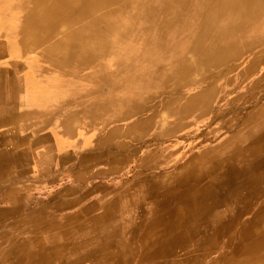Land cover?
Returning <instances> with one entry per match:
<instances>
[{
    "label": "bare ground",
    "instance_id": "6f19581e",
    "mask_svg": "<svg viewBox=\"0 0 264 264\" xmlns=\"http://www.w3.org/2000/svg\"><path fill=\"white\" fill-rule=\"evenodd\" d=\"M11 1L0 0V36L22 37L25 49L33 45L42 57H49L56 61L60 60L65 70L80 72L81 75L83 73L84 77L89 75L86 72V67L93 62L98 63V55L104 56L115 50H123L130 42L143 43L144 41L148 44L153 37L155 27H157L158 33L166 34L174 30L172 33L178 35L188 32L187 47L193 40L194 47L187 49L185 54L177 51L180 62L182 63V59L185 56L184 62L187 61L186 63H188L180 80L168 78L166 83H163L164 88L159 90L157 94L155 93L157 95L156 101L154 102L155 96H150L147 100H153V103L145 102L143 107L135 102L131 104V107L125 105L119 109L117 108L118 104L112 105L114 107L113 110L117 109L109 112L115 124L114 127L111 126L110 132L114 130L117 135L122 134L123 137L121 136L120 144L124 138L128 139V134L133 135L131 130L136 127L154 124L160 131V136H165L166 138L168 134L179 129V120L183 122L189 117L194 120L201 113V110L207 117L209 103L212 98L214 99L215 97V100L218 98L215 90L219 88L220 84L224 83V79L230 92L236 87L241 91L233 98L229 97L231 93L228 92L229 95L225 96V99L221 101L214 111L213 121L220 126H211L214 122L210 124V127L204 126V136L201 139L197 137L200 141L208 140L207 138L213 139L222 134L223 131L221 132V129H224L225 121L229 117H232V124L235 127L237 124L236 120L240 118V113L234 109H248L255 103L256 99H263L264 71L261 74H256V72L258 71V66H260V69L264 66V50L252 53L249 60L243 64L241 62L243 59L241 58L244 49L252 50L259 43L260 45L264 43V0H224L227 1L230 7L239 8L238 13L233 16L229 15L230 12L228 11L226 14L229 15L227 19L224 22H218V14L219 12L220 14L222 13L220 8H224L219 6L218 11L208 12L202 24L198 26L199 21L195 25L194 30L192 28V16H190L191 11H194L193 3L184 5L183 3L171 2V5H166L164 4L165 0H156L154 3L157 4L153 6L152 2L154 0H149L148 2L140 0L142 6L141 8L139 7L140 13L138 11L136 16L140 18L139 15H143L140 19L144 21V24L138 21V23H134L135 25L132 23L133 26H130V22L126 20L115 21L116 18L121 16L117 17L118 12H123L124 9L122 7L124 6L120 7V4L117 5V3L114 6V0H78L77 2L73 0H18L17 3ZM166 2L168 3L169 0ZM5 3H7V7L4 6ZM125 6H127L126 9L129 8L126 3ZM224 11L226 10L224 9ZM19 12L22 15H19ZM146 15L147 17H153V20L148 21ZM142 29H145L146 32L144 30V32H141ZM257 33L260 36H256L255 34ZM128 34L130 36H127ZM239 36H241V39L238 41ZM98 48H101L99 52L97 51ZM228 49L231 51L228 52ZM152 50L149 48L147 51L151 52ZM231 60L236 61L230 62ZM228 62L230 63L225 70H221L222 67L220 65ZM195 63L206 64L210 72L202 71L201 76H192L191 86L197 87L199 90L188 93V88L184 90L179 88V86L186 85L189 79V72L194 70ZM206 66H204L203 70H205ZM101 68L99 67L94 71L95 76L100 73ZM205 74L210 77L203 80L206 76ZM251 74H256L257 77L248 80L247 77H251ZM160 75L163 77L165 73ZM148 83L149 80L144 79L143 84L140 86L147 88ZM225 92H227V89H225ZM141 95L143 94L141 93ZM141 95L130 97L129 100L133 99V101L139 102ZM204 98H206L205 108L202 107L200 110V102ZM127 102L125 101L124 104ZM236 105L240 107L236 108ZM103 111L107 112L109 108H104ZM163 113L170 116V122L167 126L160 124L161 121H164ZM227 113L229 117L225 116ZM255 121H257L256 124L254 123ZM125 122L126 124L131 123L126 130L127 132H123L120 127ZM230 131L227 128V132H230V134L223 136L214 146L203 150L206 147L204 146L191 153L183 165L177 167L175 173L162 175L158 171H152L140 180L141 183H144L145 180V183L151 184V188L156 193L158 191L159 195L148 212L145 211L144 204L139 203L137 205L138 214L141 211L140 208L146 214L142 225L138 222L137 227L135 226L138 231L141 228L144 230V227L147 230L148 227L153 229L157 226V221H160L172 209L166 208L164 212L159 211L155 214H152V209L165 205L166 202L175 204L179 199L188 196L194 190H199L196 195L200 199L202 197V201L201 203H194L190 207L184 206L181 208V210L188 209L190 211L198 206L195 212L191 213L189 218L186 219L185 224L178 228L171 237L164 240L150 241L155 231L150 233L151 229L148 228L149 230L140 242L142 253L141 256H138V264H264V207L258 211L259 215L256 214L251 219L255 221L254 225L260 223L259 225L255 227L251 226V224L247 225L242 228V233L239 236L236 235L237 238L229 237V244H232L235 238L240 241L230 252L225 253V250H227L226 245L222 240L218 241L219 238L210 242L212 246L207 250L209 251L208 253L201 252V248L209 243V234L211 229L214 228L213 223H216V219L212 220L210 217L208 223H206L202 219V215L205 213L206 215L214 216L215 211H217L214 206L215 195H212L213 187L216 183L218 184V178L220 179L219 183H228L227 179L223 177V172L233 165L238 168V171L229 177L235 183V186L228 189L229 193L222 192L220 188L216 192V195L219 194V198L216 196V202L227 204L220 212V223L225 220L226 214L242 205L241 199L245 193L252 192L256 194L259 191L256 186L257 183L264 180V172L260 177L248 178L247 175L253 162L252 159L260 157L259 163L261 165L264 164V101L258 108L249 109L244 114L240 130L236 133H233L234 130L232 131V129ZM165 138L163 139L165 140ZM199 140L198 143L200 142ZM169 145H165L164 149L168 148ZM126 146L130 145L126 144ZM99 147L100 145H98ZM9 159L14 161V158ZM140 160L134 159V167L136 169L137 166H141ZM7 161L8 159L0 156V172L3 171L4 164ZM198 169H203L206 180L209 178V180L213 181L207 187L203 186V188H200L201 190L199 187H195V183L199 182L198 180L187 181V179L193 177L194 173L196 174L199 171ZM141 170L143 171V169ZM171 178L173 179L172 182H170ZM192 186L195 188L189 189ZM200 204L206 207H200ZM112 209L113 207H110L105 212L107 217L102 221L96 222L94 230L86 231L80 237L79 248L81 250L77 260L78 263L70 264H85L86 260H89V264H128V261H131L132 257L129 251V246L133 245V243L132 245L129 244L131 234H128V239H126L127 236L125 238H123L124 235L121 236L124 228L121 226V232H119L117 220H120V215L118 216L116 209L113 213L108 212ZM134 215L126 217V224H129L128 230L131 232H133ZM100 223L101 225H99ZM254 232L255 234L251 235ZM199 235H201L199 242L194 244V238L196 239V236ZM221 235L224 237L223 234ZM177 243L189 244V246H183V250L188 251L187 258L183 260L178 258L181 250L173 247Z\"/></svg>",
    "mask_w": 264,
    "mask_h": 264
},
{
    "label": "crops",
    "instance_id": "0c3cea01",
    "mask_svg": "<svg viewBox=\"0 0 264 264\" xmlns=\"http://www.w3.org/2000/svg\"><path fill=\"white\" fill-rule=\"evenodd\" d=\"M23 45L22 37L0 36V156L8 159L0 172L7 175L0 176V264L78 263L80 237L112 202L98 193L109 174L86 168L109 152L102 146L111 122L97 118L93 75Z\"/></svg>",
    "mask_w": 264,
    "mask_h": 264
},
{
    "label": "rangeland",
    "instance_id": "374dc122",
    "mask_svg": "<svg viewBox=\"0 0 264 264\" xmlns=\"http://www.w3.org/2000/svg\"><path fill=\"white\" fill-rule=\"evenodd\" d=\"M12 1L13 3L14 2L17 3L18 0H12ZM73 1L77 2L78 0H73ZM148 1L149 0H146V2ZM155 1L156 0L152 2L153 6L157 4V3H154ZM166 1L167 0L164 1L165 2L164 4L166 5H171L172 3H183L184 5L185 4L188 5L189 3L190 4L193 3L192 6H193L194 11L193 12L191 11V14H190V16H192L191 21L193 23V27H192L193 30L195 29V25L199 21L200 22L198 26L202 24L204 17L206 16L208 12L213 11V10L218 11L219 6L224 7V8H220L222 10V13L220 14L219 12L218 14L219 15L218 22H224L229 15L234 16L239 11V8L236 9L234 6L230 7L229 4L227 3L228 0L227 1H224V0H193V1L192 0H169L168 3ZM116 3L117 5L120 4V7L124 6L122 7V9L124 10L123 12L122 11L118 12L119 14L117 15V17L119 15L121 16L116 18L115 21L126 20L130 22V26L131 25L133 26L134 23H138V21L144 24L143 23L144 21L140 19L141 16L143 15H139L140 18L136 16L138 11L140 13L139 7L141 8L142 6L141 5L142 3H140V0H122V1L114 0V6ZM125 3L126 5H129V8L126 9L127 6H125ZM4 6L7 7V3H5ZM224 9L226 11H224ZM153 10H154V7H153ZM228 11L230 12V14L226 15ZM19 15H22V14L20 13ZM146 19L150 21V20H153V17L149 16ZM143 30L145 31V29H142L141 32H144ZM187 31H188V27H187ZM141 32L139 31V33ZM172 32H174V30L169 31L166 34L158 33L157 27H155L153 30V37L150 39L148 44H146L144 41L143 43L130 42V44H128V46L124 48L123 50H120V51L115 50L113 52L107 53L104 56L98 55L97 56L98 63L93 62L88 67H86L87 68L86 72L90 73L91 75L93 74V76L91 77L92 78L91 80L95 79L94 85L96 86L94 87L95 89L94 88L91 89V96L94 94L96 96L95 102H96V107H97V118L103 122H107V123L111 122L108 125L109 131L112 129L111 126L113 127L115 126L114 119L111 118V113L109 114L110 110L112 111L114 109V107L112 106L113 104H118L117 108L119 109L125 105H128V107H131V104L133 102H135L136 104L139 103L141 107L144 106L145 102L153 103L152 102L153 100H149V99L147 100V98L150 96H155V100H154L155 102L156 96H157L155 95V93L157 94L159 90L164 88L163 83L165 84L168 78L173 79V80H180V77L184 74V71H185L184 68L188 65V63H186L187 61L184 62L185 56H184V59H182V63L180 62L177 51L181 52L182 54L183 53L185 54L187 49L194 47V40L187 47L188 32H184L178 35H175ZM159 35H161V37H159ZM255 35L260 36L258 33ZM127 36H130V35L128 34ZM240 39H241V36L238 37V41ZM27 48L31 50H34V49L37 50V48L33 45H30ZM149 48L153 50L151 52H148L147 50ZM262 49L264 50V43L261 45L259 43L252 50L244 49L242 51L243 56L241 58L243 59L241 61L242 64L245 63L247 60H249V57L252 53L257 52L258 50H262ZM100 50L101 48L97 49L98 52ZM227 51L229 52L231 50L228 49ZM235 61L236 60H231L230 62H235ZM230 62L220 65V67H222L221 70L224 71L226 66ZM205 63L207 64V62ZM206 64L201 65V64L195 63L194 70L189 72L188 82L186 83V85H180L179 88H183L184 90L188 88L187 90L188 93H193L195 92V90H199L197 89V87L191 86L192 85L191 79H192V76H195V77H197L198 75L201 76L204 71L206 73L210 72V69L208 66H206ZM204 66H206L205 70H203ZM99 67H102L100 70V73H98V75L95 76L94 71ZM258 67L259 68L256 74H259V73L261 74L264 71V66L261 67V69H260V66ZM164 73L165 75L161 77L160 74H164ZM256 74H253V75L251 74V77L249 78L247 77V79L251 80L257 77ZM209 77L210 76L206 75L203 78V80ZM143 78L149 80L147 88L145 87L143 88L140 86L143 84V80H144ZM225 89H227V92H225ZM228 89L229 88L226 85V81L224 79V83L220 84L219 88L215 90V93H217L218 98L216 100H215V97L214 99L212 98L211 102L209 103L210 106L208 107L209 113L207 117L204 112L202 113V110H201L202 107L205 108L206 98H204V100L200 102L201 104L199 106L201 113L198 114L194 120H192L191 117L186 119V121L183 120V122L179 120L180 125L177 124L179 125V129L175 132L168 134L166 138L165 136H160L161 135L160 131L154 126V124H151L145 127H139V128L136 127L132 129L131 132L133 135L128 134V139L126 140V138H124L120 144L119 142L121 141L123 137L122 134L117 135V132L112 130L110 132L111 133L110 135L105 136L104 146H102L103 148L109 150V152L106 153V155H103L104 157H98L96 162H91V164L88 165V167H86V168H90L88 170H90L91 176L93 175V173L95 174L106 173V174H109L108 176H110L106 180L105 188L101 187L100 189H98V193H101L100 195L104 196V198L108 197L109 200L110 199L112 200V202L106 203L105 205V207H108V209L111 206L113 207V209L109 210L108 212L113 213L114 210L116 209L118 211L117 213L118 216L120 215L119 218L123 216L122 220L124 217H128V215L132 216L135 214L134 220L132 223L133 232H131L130 230L123 231L124 232L123 238L127 236L126 239H128V236L131 234L129 237V241H130L129 244L132 245L133 243L132 246H129V251H130L132 259L131 261H128L129 262L128 264H138V261H139L138 256H141V253H142V249L140 248L141 239L146 234V232L149 229H151L149 227H148L149 229L147 228V230H145V227H144L145 231L142 230V228L139 231L135 229L138 225V222H140V224L142 225L146 217V214L142 208H140L141 211L138 214L137 205L139 203H142V205L144 204L145 211L148 212L149 208L153 206V202H155V200L158 198V195H159L158 191H157L158 193L157 194L156 191H154V189L151 188L152 187L151 184L145 183V180H144V183H141L140 180H142V178L145 177V175L151 173L152 171L154 172L158 171L162 175H171L175 173L177 167L178 166L181 167L183 163L186 161L187 157L191 153H193L195 150L202 148L204 146L206 147L203 150L208 149V147L210 148L211 146H214L220 141V139L223 136L225 135L227 136L228 134H230L231 132L230 129H232V131L234 130L233 133H236L238 130H240L243 124L244 114L249 109L258 108L261 105V103L264 101V95H263V99L262 98L256 99L255 103L248 109H241L239 108L240 106L236 105V108H239V109L238 110L234 109V110L240 113V118L236 120L237 124L235 125V127H233V124H232L233 123L232 117L230 118L229 114L227 113L225 116H228L229 118H227V120L225 121V124L223 126L224 129H221V132L223 131L226 133L222 132V134H220L219 136L213 139L207 138L208 140L204 139L203 141H200L199 139H201L204 136L203 134L204 126L210 127V124L214 122L213 121L214 111L217 109L221 101L225 99V96L229 95L228 92L231 93L229 97L233 98L238 94L239 91H241L238 89V87L234 88L231 92ZM141 93L143 95H141ZM140 95L141 97L139 98V102L133 101V99L129 100L130 97L140 96ZM125 101H128V102L124 104ZM109 106H112V107H109ZM104 108H109V111L107 112L103 111ZM117 108H115V110ZM162 117L164 121H161L160 124H163V126H167L168 123L170 122V119H169L170 116L163 113ZM103 118L104 120H102ZM256 122L257 121H255L254 123L256 124ZM129 125H131V123L129 124H126V122L122 123L120 126L121 130L123 132H127L126 130L129 127ZM211 126L219 127L220 125L214 122ZM227 128H229L230 132H227ZM117 137H120V138H117ZM197 137H199V139ZM163 138H165V140ZM198 140L200 141L199 143H198ZM126 144H129L130 146H126ZM137 144H140V145H137ZM167 144H170L169 147L164 149L165 145ZM147 153H149L148 156H146ZM124 157L125 159H123ZM136 158L137 160L141 159L140 160L141 166H137V169L134 167V159L136 160ZM259 159L260 157H256L252 159L253 162L251 166L249 167V171L247 172L248 178H252L254 176L260 177L263 174L264 164L261 165V163H259ZM120 169L123 171H121ZM133 169L134 170L136 169V170L134 171ZM141 169H143V171ZM198 170L199 171L196 174L194 173L193 177H190V179H187V181L188 180L189 181L198 180L199 182L195 183L196 184L195 187H199V189L203 188V186L207 187L213 181L209 180V178L207 180L206 178H204L203 169H198ZM237 171H238V168H236V166L233 165L232 167H229V169L223 172V177L227 179L228 183H224V184L219 183L220 179L218 178L217 180L218 184L216 183L215 186L213 187L212 195H215L214 206L216 207L217 211H215L216 213L214 216H209V214L206 215L205 213H203L202 219L206 223H208V219L210 217L212 220L216 219V223H213L214 228L211 229V232L209 234V243L206 244L203 248H201L202 250L201 252L203 253L209 252L207 250L211 248L212 246L210 242L217 238H219L218 241L222 240L225 243L226 245L225 247L227 248V250H225L226 251L225 253L230 252L232 248H234L237 244L240 243V241L236 240L237 238L236 235L239 236L242 233V228H245V226L250 225V224L253 227L260 224L259 223V224L254 225L253 223H255V221L251 219L256 214L259 215L260 213H258V211L260 210V208L264 207V180L257 183L256 186L258 187L259 191L256 194L252 192L245 193L243 195V198L241 199L242 205L239 206V208L233 209L228 214H226V217H225L226 221L222 220L221 223L219 222L220 212L227 204L216 202V196L219 198V194L216 195V192L220 188L222 192L229 193L228 189H230L232 186H235V183L231 181L229 177L232 174L236 173ZM87 174H89L87 170L84 172L83 171L81 172V177L82 178L86 177V179H84L85 181H88ZM4 175L6 174L2 173V176ZM92 180L93 179H91L90 181ZM108 181L110 183H108ZM172 181L173 179L171 178L170 182ZM98 185L99 183L96 182V186ZM195 187L192 186L189 189L195 188ZM226 187L227 189L225 190ZM198 192L199 190H194V192H192L188 196L179 199L178 202H175V204L166 202L165 205L157 207L156 209H152V214H155L159 211L164 212L166 208L167 209L170 208L172 210L166 216H164L160 221H157V226H155L153 229L150 230V233L152 231H155L153 232L154 235L151 237L150 241L164 240L165 238H169L176 233L178 228H180L181 226L185 224L186 219L189 218L191 213L195 212V209L198 206L194 207L193 210H190V211L188 209L181 210V208L184 206L190 207L194 205V203H198V202L201 203L202 197L200 199V197H197L196 195V193ZM104 198L103 200H106ZM157 202L159 201L157 200ZM200 207H206V206H203L200 204ZM99 208H100V205L97 206V209ZM148 215H150V213H148ZM135 218H138V219L136 220ZM3 223H6V222L2 221V224ZM126 228L127 226L125 224L124 229ZM255 232L251 233V235L255 234ZM221 234H223L224 237H222ZM230 236L236 237L233 240L232 244L228 243V239ZM199 237H201V235L196 236V239L194 238L193 240L194 244L199 242ZM9 239L10 238H2V241L9 240ZM15 239H18V238H12V240H15ZM189 244L177 243L175 246H173L181 250V254L178 257L181 260L188 257V251L183 250V246L185 245L189 246ZM85 264H89V260H86Z\"/></svg>",
    "mask_w": 264,
    "mask_h": 264
}]
</instances>
